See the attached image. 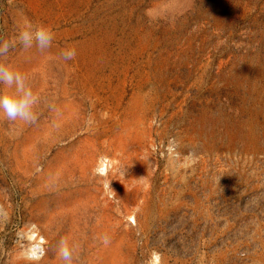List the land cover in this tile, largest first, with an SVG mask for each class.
Returning <instances> with one entry per match:
<instances>
[{
    "label": "rangeland",
    "instance_id": "rangeland-1",
    "mask_svg": "<svg viewBox=\"0 0 264 264\" xmlns=\"http://www.w3.org/2000/svg\"><path fill=\"white\" fill-rule=\"evenodd\" d=\"M22 16L54 40L0 57L38 98L0 117V264L63 239L74 264H264V0H0V40Z\"/></svg>",
    "mask_w": 264,
    "mask_h": 264
},
{
    "label": "clouds",
    "instance_id": "clouds-1",
    "mask_svg": "<svg viewBox=\"0 0 264 264\" xmlns=\"http://www.w3.org/2000/svg\"><path fill=\"white\" fill-rule=\"evenodd\" d=\"M53 40L54 32L50 27L36 24L26 16H22L14 37L10 40H0V57L7 55L9 50L17 45L25 50L33 47L45 50L52 46ZM75 55L74 48H66L60 53L64 61L72 60ZM0 87L9 90L0 92V117L11 122L34 123L37 119L34 107L38 98L26 84L25 76L10 65L0 63ZM104 243H108L107 237L104 238ZM77 249L78 245L75 243H70L66 239L61 240L57 249L60 264H74L77 259ZM45 254L46 250L41 247L33 252L29 259L38 262Z\"/></svg>",
    "mask_w": 264,
    "mask_h": 264
}]
</instances>
